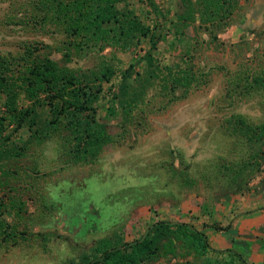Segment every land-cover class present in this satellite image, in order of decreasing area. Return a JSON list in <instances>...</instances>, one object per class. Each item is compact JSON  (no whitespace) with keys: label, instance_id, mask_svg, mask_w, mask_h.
<instances>
[{"label":"rangeland","instance_id":"obj_1","mask_svg":"<svg viewBox=\"0 0 264 264\" xmlns=\"http://www.w3.org/2000/svg\"><path fill=\"white\" fill-rule=\"evenodd\" d=\"M153 2L116 3L143 25H162L154 47L139 37L123 49L112 31L102 38L68 27L49 0H0V74L16 106L47 117L51 98L25 91L24 68L49 58L78 86L99 88L91 105L107 135L76 160L66 119L44 131L15 128L0 93V264H85L100 240H134L157 220L186 221L206 235L263 184L264 86L252 79L264 80V0H236L227 18L207 25L194 11L181 31L168 24L180 0ZM221 254L151 264H237Z\"/></svg>","mask_w":264,"mask_h":264},{"label":"trees","instance_id":"obj_2","mask_svg":"<svg viewBox=\"0 0 264 264\" xmlns=\"http://www.w3.org/2000/svg\"><path fill=\"white\" fill-rule=\"evenodd\" d=\"M118 1L49 0V3L52 9L57 11L56 18L63 22L67 21L68 27L74 28L76 32L84 31L96 37L105 38L112 31L110 37L121 41L123 49L130 48L133 40L139 37L147 39L150 47H154L162 37L159 30L162 25L141 24L134 16H130L127 10L117 9L115 5ZM143 2L148 7L155 9L153 0H143ZM234 3L236 0H180L178 9L173 13L174 19L168 24L176 31H181L194 21L192 14L194 11L198 12L200 23L212 24L227 18ZM146 55L149 54L146 53ZM26 65L24 68L25 91L32 96L29 88L36 87L51 98L47 103V117L42 118L39 111L36 110L37 107L32 105L18 108L12 88L0 74V93L4 94L3 105L6 117L15 123V128H19L23 124L32 126L39 124L41 131L50 126H56L60 120L66 119L64 123L70 126L69 130L74 131V137L77 140L73 144L72 157L76 160L84 159L85 152H92L95 147L107 139L103 130L104 125L95 119V107L91 105L96 99L94 92L99 91V88L93 90L94 92L83 89L78 86L72 75L63 74L55 62L49 58L33 61ZM132 66L130 64L122 72L118 85L120 90L125 88L126 79L130 75ZM103 74L101 72V75ZM252 80L256 85L264 86V80L262 81L258 77ZM123 104L121 102L122 106ZM2 119L4 117L0 116V120ZM238 123L240 122L238 121ZM1 127L0 122V133ZM35 129L37 127L34 128V131ZM246 129H250V126H246ZM80 148L83 149L79 150ZM100 243L97 252L87 259L85 264H151L161 256L176 257L178 253L180 255L190 253L203 255L207 250L215 253L233 251L231 249H213L210 247L206 235L193 224L186 221L170 220H157L150 223L142 235L128 242L108 244L102 239ZM232 253L234 254V252ZM234 255L231 257L236 260L237 264H250L245 262L240 254ZM175 264L191 263L188 260H183L177 261Z\"/></svg>","mask_w":264,"mask_h":264},{"label":"crops","instance_id":"obj_3","mask_svg":"<svg viewBox=\"0 0 264 264\" xmlns=\"http://www.w3.org/2000/svg\"><path fill=\"white\" fill-rule=\"evenodd\" d=\"M238 27L236 25V28L227 30L226 37L237 34L241 30ZM254 192L255 195L243 202L237 211L224 210L220 217L221 227H207L206 237L213 249H231L247 263L264 264V182L257 185ZM232 252L221 255L231 258L235 256Z\"/></svg>","mask_w":264,"mask_h":264}]
</instances>
